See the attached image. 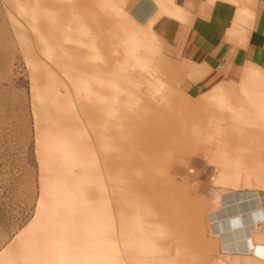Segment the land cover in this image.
Listing matches in <instances>:
<instances>
[{
    "label": "rangeland",
    "instance_id": "374dc122",
    "mask_svg": "<svg viewBox=\"0 0 264 264\" xmlns=\"http://www.w3.org/2000/svg\"><path fill=\"white\" fill-rule=\"evenodd\" d=\"M91 1V5L88 0H78V3L95 12V20L90 17L83 26L90 28L88 35L92 31L96 33L99 44L96 39L91 42L98 46L97 54L115 51V54L112 53L113 63L111 60L105 62L106 71L109 69L112 72L113 65L117 76L126 72L133 84L141 82L146 89L159 87L163 118L170 111L177 112L178 108L185 110L188 106L194 114L222 112L223 108L232 107L234 112L228 109L226 114L230 117L227 120L223 116L219 119L225 127L227 123L235 122L234 119L245 122L244 115H254L255 106L262 109L258 115L264 118V94L262 98L258 96L259 91L264 93V73L247 64L240 70L238 79L216 87L202 96L204 99L197 105L195 102L201 98L193 99L180 88L181 81L187 78V68L165 56L162 42L151 33V25L142 27L134 21L123 10L121 0ZM37 2L44 6L54 3L52 0H0V252L8 244L15 245L16 240L30 229L35 237V246L28 253L18 250L14 254V259L20 264H54L53 261H56L51 258L54 255L50 247L59 238L64 250L68 251L82 232L78 222L82 214L85 216L75 206L80 201L78 193L82 187L86 188V194L96 189L93 186L95 181H86L81 187V182L73 178L74 169L70 168L78 159L62 156L67 150L74 149L78 142L76 136H69L71 133L65 130L68 126L64 124H68V120L78 123V100L99 97L91 86L95 80L89 69L91 63L99 58H91V45L87 40L81 47L80 44L68 46L62 34L64 24H33L42 15L38 13ZM159 3L164 12L172 8L171 0H159ZM17 8L23 10L19 13ZM28 11L30 14L27 15ZM101 14L109 21L101 24ZM68 26L70 32L75 30V35H81L83 26L70 22ZM69 35L68 30L67 38ZM128 35L134 42L131 45H128ZM139 74L141 78L138 79L136 75ZM57 93L60 97L65 96L64 100H60ZM179 93L189 99V105ZM57 109L60 114H56ZM49 122L52 124L49 125ZM53 132L59 136L54 138ZM208 138L199 142L201 145L198 148L209 149L204 158L194 155L196 151L183 156L174 154L172 165L159 173L178 186V203H186L184 209L174 207L180 209L176 212L181 216L178 223L181 231L171 236L169 234L173 231L166 234L160 231L162 236L167 237L166 246L176 253V264H230L231 259L225 258L221 248L222 240L211 228L214 216L223 211L226 198L255 194L264 200V183H251L248 187L244 180L238 179V171L230 162L228 153L216 154L219 145L214 141L218 136ZM218 143L223 146V142ZM229 144L233 146L235 140ZM160 156L169 158V153L159 152ZM89 172L95 176V172ZM54 173L53 181H44ZM90 173L84 174V177L89 179ZM190 200L200 208L199 219L194 222L188 221L192 206ZM97 202L94 200L95 204ZM261 210L257 208L256 213L260 214ZM104 216V220L107 219ZM239 216L231 217L242 221L248 218L246 213ZM185 217L187 220H184ZM228 219L223 216V223ZM254 230L256 235H260L259 240L263 241L264 219L256 222ZM153 231L154 228L150 233ZM251 258L253 263L260 264L258 259ZM72 264H75L74 259Z\"/></svg>",
    "mask_w": 264,
    "mask_h": 264
},
{
    "label": "bare ground",
    "instance_id": "6f19581e",
    "mask_svg": "<svg viewBox=\"0 0 264 264\" xmlns=\"http://www.w3.org/2000/svg\"><path fill=\"white\" fill-rule=\"evenodd\" d=\"M52 1L54 3L48 6L37 2V10L40 11L38 13L42 15L32 23L43 26L64 24L62 34L68 46L80 44L81 47L87 40L88 45H91V58H99L89 66L95 80L91 86L99 97L78 100V123L70 120L68 124L64 123L68 126L65 130L71 133L69 136H76L78 142L74 149L67 150L62 156L77 158L78 162L70 165L74 169L73 178L81 182V187L86 181H95L93 186L96 189L86 194V188L82 187L78 193L80 201L75 206L86 216L82 214L78 222L82 232L71 243L68 251L64 250L60 238L55 245H51L50 251L54 255L51 258L56 261L53 263L72 264L74 259L75 264H176V253L166 246L167 237L162 236L160 231L165 234L173 231L172 234L168 233L170 236L181 231L178 225L181 216L176 212L179 208L174 207L184 209L186 203H178V186L164 179L159 173L172 165L174 154L183 156L193 153L201 145L199 142L202 138L209 139L208 137L217 135L218 138L214 141L219 145L216 154L228 153L230 162L238 171L237 178L244 180L248 187L251 183H264V118L258 115L262 109L255 106L254 115H244L245 122L234 119L235 122L227 123L226 127L219 119L223 116L227 120L230 117L226 114L228 109L229 112H234L232 107L227 110L223 108L222 112L194 114L188 106L185 110L178 108L177 112L170 111L163 118L160 109L163 100L159 87L146 89L141 82L133 84L126 72L117 76L113 72V65L112 72L109 69L106 71L105 62L111 60L113 63L112 53L115 51L111 53L108 50L109 53L103 51L101 55L97 54L99 52L95 42L99 43L96 33L92 31L88 35L90 28L83 26L88 18L95 20V12L82 7L78 0ZM91 3L88 0V4ZM20 10L23 8H17L16 11L20 13ZM101 16V24L109 21L104 14ZM68 22L83 26L81 35H75V30L70 32ZM68 30L70 35L67 38ZM95 39V42H91ZM131 42V35H128V45ZM119 44L127 47L125 43ZM136 76L141 78L140 74ZM81 80L84 83L83 78ZM258 94L262 98L264 93L259 91ZM179 96L189 105V99L182 93ZM57 97L60 100L65 98L60 97L59 93ZM203 99L197 100L195 104L200 105ZM227 100L228 98L224 99V102L227 103ZM60 113L57 109L56 114ZM50 122L49 125L52 124ZM59 124L64 126L62 122ZM57 136L59 135L53 132V137ZM234 140L235 144L231 146L229 143ZM218 142H223V146ZM159 152H168L169 158L159 157ZM89 170L95 172V176ZM88 173L90 178L86 179L84 174ZM54 176L55 173L44 181L51 182ZM94 200H98L97 204ZM191 201L188 221L194 222L199 219L200 208ZM223 207L221 215L229 219L220 223L218 229L229 240H236L241 231L244 236L251 234L256 228V222L264 219V200L257 198L255 194L226 198ZM257 208L262 209L260 214L256 213ZM241 213L248 215L244 222L231 217H240ZM104 215L107 216L105 220ZM184 220H187L186 217ZM152 228L154 231L150 233ZM34 238L30 229L17 240L15 238V245L8 244L1 250L0 264H20L14 259V254L18 250L28 253L35 246ZM236 246L238 249L243 247L238 244Z\"/></svg>",
    "mask_w": 264,
    "mask_h": 264
},
{
    "label": "crops",
    "instance_id": "0c3cea01",
    "mask_svg": "<svg viewBox=\"0 0 264 264\" xmlns=\"http://www.w3.org/2000/svg\"><path fill=\"white\" fill-rule=\"evenodd\" d=\"M121 2L139 25H151L165 56L187 68L180 88L193 99L238 79L247 64L264 73V0H171L168 12L161 10L159 0ZM206 154L208 148H198L194 155ZM220 223L221 213L211 228L230 264H255L251 256L264 264V235L262 241L255 230L245 236L241 231L240 237L229 240L218 229ZM237 244L243 247L235 248Z\"/></svg>",
    "mask_w": 264,
    "mask_h": 264
}]
</instances>
